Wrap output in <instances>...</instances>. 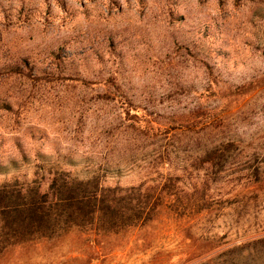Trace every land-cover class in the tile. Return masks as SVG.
<instances>
[{"label": "rangeland", "instance_id": "rangeland-1", "mask_svg": "<svg viewBox=\"0 0 264 264\" xmlns=\"http://www.w3.org/2000/svg\"><path fill=\"white\" fill-rule=\"evenodd\" d=\"M61 173L183 190L91 264H255L224 254L264 237V0H0V183ZM188 224L221 247L187 262Z\"/></svg>", "mask_w": 264, "mask_h": 264}, {"label": "trees", "instance_id": "trees-1", "mask_svg": "<svg viewBox=\"0 0 264 264\" xmlns=\"http://www.w3.org/2000/svg\"><path fill=\"white\" fill-rule=\"evenodd\" d=\"M178 181L170 177L163 184L123 188L105 185L96 176L81 180L61 173L52 176L46 190L36 184L14 187L1 182L0 259L20 249L42 253L46 263L36 264H64L67 261L63 257L69 252L83 256L84 264H91L105 257L102 250L109 249L119 236L124 238L135 230H148L155 221L177 217L174 207L183 193ZM208 211L198 209L193 218ZM192 228V224L182 228L194 247L187 262L221 247L214 240L197 239ZM259 246L262 254L255 259L253 254ZM226 255L232 263L242 256L264 264V237L228 249ZM56 257L59 259L53 260Z\"/></svg>", "mask_w": 264, "mask_h": 264}]
</instances>
